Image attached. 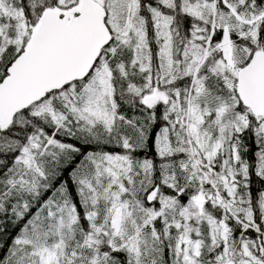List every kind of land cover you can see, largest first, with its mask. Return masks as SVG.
Listing matches in <instances>:
<instances>
[{"label": "snow or ice", "instance_id": "1", "mask_svg": "<svg viewBox=\"0 0 264 264\" xmlns=\"http://www.w3.org/2000/svg\"><path fill=\"white\" fill-rule=\"evenodd\" d=\"M0 264H264V0H0Z\"/></svg>", "mask_w": 264, "mask_h": 264}]
</instances>
